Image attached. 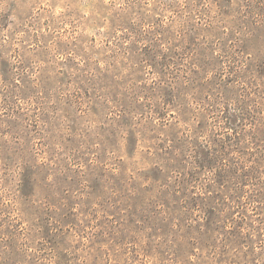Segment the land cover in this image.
<instances>
[{
  "label": "rangeland",
  "instance_id": "1",
  "mask_svg": "<svg viewBox=\"0 0 264 264\" xmlns=\"http://www.w3.org/2000/svg\"><path fill=\"white\" fill-rule=\"evenodd\" d=\"M0 264H264V0H0Z\"/></svg>",
  "mask_w": 264,
  "mask_h": 264
}]
</instances>
